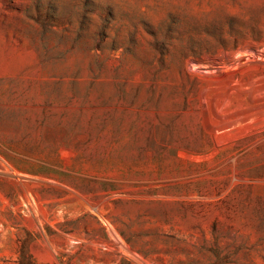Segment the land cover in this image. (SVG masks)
<instances>
[{"label": "rangeland", "instance_id": "374dc122", "mask_svg": "<svg viewBox=\"0 0 264 264\" xmlns=\"http://www.w3.org/2000/svg\"><path fill=\"white\" fill-rule=\"evenodd\" d=\"M264 264V0H0V264Z\"/></svg>", "mask_w": 264, "mask_h": 264}, {"label": "trees", "instance_id": "16d2710c", "mask_svg": "<svg viewBox=\"0 0 264 264\" xmlns=\"http://www.w3.org/2000/svg\"><path fill=\"white\" fill-rule=\"evenodd\" d=\"M26 243L20 248V254L17 259L14 261L15 264H36V261L32 257V255L26 249Z\"/></svg>", "mask_w": 264, "mask_h": 264}]
</instances>
